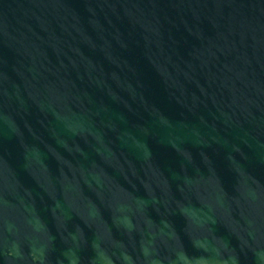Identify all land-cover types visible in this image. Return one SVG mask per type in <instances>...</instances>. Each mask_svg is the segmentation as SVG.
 <instances>
[{"label": "water", "instance_id": "water-1", "mask_svg": "<svg viewBox=\"0 0 264 264\" xmlns=\"http://www.w3.org/2000/svg\"><path fill=\"white\" fill-rule=\"evenodd\" d=\"M0 264H264V0H0Z\"/></svg>", "mask_w": 264, "mask_h": 264}]
</instances>
